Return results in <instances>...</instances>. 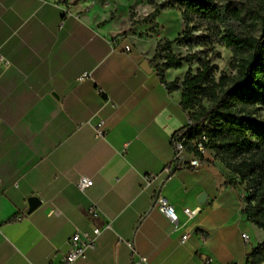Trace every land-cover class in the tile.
Segmentation results:
<instances>
[{"label": "crops", "instance_id": "crops-1", "mask_svg": "<svg viewBox=\"0 0 264 264\" xmlns=\"http://www.w3.org/2000/svg\"><path fill=\"white\" fill-rule=\"evenodd\" d=\"M171 10L153 27L134 22L150 12L143 0H0V264H59L71 235L92 226L100 234L72 264H132L134 254L141 264H245L264 241L241 212L244 185L212 150L162 182L170 137L188 120L181 91L159 78L162 61L149 62L161 38L185 28ZM98 116L104 137L92 125ZM81 175L93 181L85 192ZM158 189L191 232L186 242L153 206ZM30 197L40 200L33 209ZM186 207L200 210L188 220Z\"/></svg>", "mask_w": 264, "mask_h": 264}, {"label": "trees", "instance_id": "trees-1", "mask_svg": "<svg viewBox=\"0 0 264 264\" xmlns=\"http://www.w3.org/2000/svg\"><path fill=\"white\" fill-rule=\"evenodd\" d=\"M151 13L134 22L152 23L161 10L177 9L185 28L176 38L156 44L152 63L161 82L170 91L180 90V105L191 120L186 149L196 153L193 141L204 135L214 158L239 178L247 194L242 214L264 232V0H229L222 11L214 0H170L153 3ZM243 29L237 33L230 24ZM261 34H253L256 28ZM231 52L228 74L211 64L214 45ZM185 48L181 55L173 46ZM200 48V49H197ZM205 55L202 57V55ZM195 62L197 68L192 70ZM187 64L182 79L165 80L167 69ZM264 263V241L247 255L245 264Z\"/></svg>", "mask_w": 264, "mask_h": 264}, {"label": "built area", "instance_id": "built-area-1", "mask_svg": "<svg viewBox=\"0 0 264 264\" xmlns=\"http://www.w3.org/2000/svg\"><path fill=\"white\" fill-rule=\"evenodd\" d=\"M124 49L128 51L129 46L126 45ZM3 59L4 58L0 55V61ZM92 125L98 137H104L106 135L107 123L103 117L98 116L97 120ZM190 126L191 120L188 117L186 125L174 131L170 137V142L173 147V156L160 172V175L163 176V183L168 181L174 175V173L181 168L199 167L205 159L206 154L210 151V149L206 146L208 140L204 135L201 137V139H196L193 141V146L196 149V153L189 152L186 149L187 133ZM157 177L158 175L155 178ZM92 183L93 181L91 177L81 175L78 179L77 186L81 192H85V190L90 187ZM149 183V177H144L143 186L146 187L149 185ZM152 203L153 206L158 209V211L167 217L174 230L181 231L180 241L182 243L186 242L190 237L191 232L187 230L184 225L179 223L178 215L175 212L173 206L159 193V189L153 194ZM199 210L200 209L198 207H186L183 209V213L187 216L188 220H190L197 215ZM88 211L92 217H97L99 214V209L94 204L88 208ZM101 230L102 229L98 226H92L90 230H80L73 233L68 240L67 250L63 254L62 260L59 264H72L77 259L84 257L86 250L93 245ZM241 236L245 241L249 239V236L246 233H242ZM129 245L132 248V244L129 243ZM146 260L147 259L144 256H139L137 254L132 256V264H141L146 262Z\"/></svg>", "mask_w": 264, "mask_h": 264}, {"label": "rangeland", "instance_id": "rangeland-1", "mask_svg": "<svg viewBox=\"0 0 264 264\" xmlns=\"http://www.w3.org/2000/svg\"><path fill=\"white\" fill-rule=\"evenodd\" d=\"M58 1L64 2L67 0H58ZM143 1L148 4V8H150L149 13H151L153 10V5H152L153 3H155V4H168L170 2V0H143ZM214 1L217 4V6L219 7V9L222 11V14L224 16L223 9L225 6H227L229 4V0H214ZM171 9L172 8H166L164 10H161L160 14L163 12L164 17H166V16L173 15V13H176L175 11H172ZM141 14H142V18L146 16V14L145 15H143V13H141ZM148 24L153 26L152 23L148 22ZM230 24L235 28L237 33L243 32V29L240 26H238L237 23L231 22ZM253 34L256 36H259L261 34V28H259V27L256 28L255 31L253 32ZM162 39L163 38H161V40ZM197 49H200V48H197ZM174 52L180 53L181 55H185L187 53L186 49L181 48V47L176 48ZM211 55H212L211 64H215L217 66V75L219 73L228 74L231 72V69H230L231 52L227 48H225L224 46L215 44L213 53L208 54V56H211ZM204 56L205 55L203 54L202 57H204ZM187 66H188L187 64H184V66H183L184 71L187 69ZM191 68L193 71H195L197 68V64L195 62H193L191 64ZM260 115H261V118H264V109H262L260 111ZM244 190H245V188H244ZM244 195H245V197L247 196L246 191H245Z\"/></svg>", "mask_w": 264, "mask_h": 264}, {"label": "water", "instance_id": "water-1", "mask_svg": "<svg viewBox=\"0 0 264 264\" xmlns=\"http://www.w3.org/2000/svg\"><path fill=\"white\" fill-rule=\"evenodd\" d=\"M75 0H69V3H73ZM123 31H117V30H113L110 32V36L112 38L122 34ZM141 67L143 70H145L146 72H151V68L149 66V62L148 60H144L142 61L141 63ZM206 199V194L205 193H201L199 196H198V202H204ZM28 203H29V208L30 209H33L35 207H37L39 204H40V200L37 198V197H30L29 200H28Z\"/></svg>", "mask_w": 264, "mask_h": 264}]
</instances>
